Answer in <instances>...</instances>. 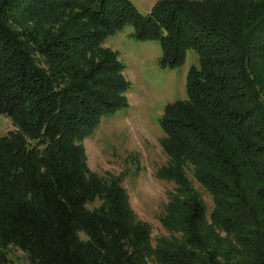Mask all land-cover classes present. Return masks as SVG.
<instances>
[{"label":"trees","instance_id":"16d2710c","mask_svg":"<svg viewBox=\"0 0 264 264\" xmlns=\"http://www.w3.org/2000/svg\"><path fill=\"white\" fill-rule=\"evenodd\" d=\"M127 23L160 41L163 67L199 55L161 119L157 174L181 194L161 221L179 242L154 246L120 180L87 163L83 139L129 104L104 47ZM0 114L17 127L0 136V264L11 245L30 264H264V0H158L148 14L131 0H0ZM186 163L213 195L210 224Z\"/></svg>","mask_w":264,"mask_h":264},{"label":"rangeland","instance_id":"374dc122","mask_svg":"<svg viewBox=\"0 0 264 264\" xmlns=\"http://www.w3.org/2000/svg\"><path fill=\"white\" fill-rule=\"evenodd\" d=\"M131 1L140 13L148 14L158 0ZM133 33V25L127 23L104 42V47L115 51L124 65L123 75L130 84L126 93L129 104L103 115L83 139V145L93 172L107 182L120 180L136 220L151 228L152 242L157 246L165 239L181 241L180 235L161 221L168 215L175 196L181 195L177 183L157 174L160 167L169 163L162 145L165 133L161 119L166 105L187 98L188 73L192 66L199 65V55L191 48L183 65L163 67L160 41L137 40ZM16 129L13 119L0 114V136ZM184 171L206 206L210 224L215 208L213 195L199 181L195 166L186 163ZM226 235L221 232L222 237ZM6 255L4 264H30L27 254L16 246H9Z\"/></svg>","mask_w":264,"mask_h":264}]
</instances>
